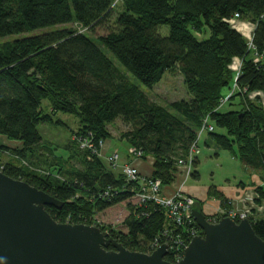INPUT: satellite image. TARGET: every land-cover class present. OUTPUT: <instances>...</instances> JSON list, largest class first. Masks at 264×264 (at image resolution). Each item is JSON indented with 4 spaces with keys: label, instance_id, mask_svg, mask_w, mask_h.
Returning <instances> with one entry per match:
<instances>
[{
    "label": "trees",
    "instance_id": "1",
    "mask_svg": "<svg viewBox=\"0 0 264 264\" xmlns=\"http://www.w3.org/2000/svg\"><path fill=\"white\" fill-rule=\"evenodd\" d=\"M115 15L108 33L93 36ZM238 20L254 23L252 47L230 24ZM165 26L167 34L161 33ZM35 29L43 31L9 38ZM235 57L242 62L237 78L230 69ZM173 69L183 76L190 99L163 105L129 78L153 88ZM233 83L238 90L226 106L224 90ZM255 91L264 92V0H0V139L16 143L0 140V158L7 151L14 156L0 160V171L61 201V208L46 207L56 221L97 225L129 251L153 252V243L167 237L189 240L190 225L169 224L168 209L155 199H131L149 194L150 178L172 186L183 175L181 162L190 165L194 148L215 145L246 169L264 172V105L248 97ZM60 112L79 118L65 147L68 158L43 144L39 132L41 123L64 124L55 119ZM116 119L127 127L119 139L129 144L132 157L151 164L149 175L139 170L137 178L126 176L128 165L111 162L107 153L104 162L100 142L113 138L109 126ZM42 144L49 155L38 150ZM199 154L192 157V179L200 175ZM22 160L30 167L20 165ZM253 185V203L260 207L264 184ZM208 194L220 201L221 211L233 203L217 185ZM125 201L127 232L95 221L98 212ZM254 208L248 220L264 241V215L258 217ZM207 216L218 220L224 214ZM192 227L199 229L197 222Z\"/></svg>",
    "mask_w": 264,
    "mask_h": 264
},
{
    "label": "water",
    "instance_id": "2",
    "mask_svg": "<svg viewBox=\"0 0 264 264\" xmlns=\"http://www.w3.org/2000/svg\"><path fill=\"white\" fill-rule=\"evenodd\" d=\"M47 206L63 203L0 171V264H264V241L250 221L228 216L212 223L200 200L191 212L203 235L176 263L165 259L166 244L151 254L129 251L99 226L56 221Z\"/></svg>",
    "mask_w": 264,
    "mask_h": 264
},
{
    "label": "rangeland",
    "instance_id": "3",
    "mask_svg": "<svg viewBox=\"0 0 264 264\" xmlns=\"http://www.w3.org/2000/svg\"><path fill=\"white\" fill-rule=\"evenodd\" d=\"M115 21H116V15L114 17H111V19L108 23H105L103 26L96 28L95 31L93 32V36L100 37V35H105L106 33H108V31L111 30L112 26L114 25ZM230 24L236 30H238L239 32H242V34L245 31L246 34H243V35L249 40V43L251 42L250 36L254 30L253 29L254 23H250V22L245 21V20H241V21L238 20V21H231ZM246 27L251 30L250 33L248 30H246ZM42 31H43V29H35V31L24 32L23 34H14L13 36H10L9 38L13 39V38H22L24 36H32V35H35V34L42 32ZM167 32H168V27L165 26L163 28V30L161 31V33L167 34ZM96 42H97V44L99 43L98 41H96ZM251 45H252V42L249 44V47H252ZM101 47L103 48L105 53L109 57H111V59H114V61L118 65L119 63H118L116 57H114V55L111 54V52L106 47H104L103 45H101ZM241 68H242V62L240 61V59L237 57L233 58L232 64L230 65V69L235 72V78H237V75L239 76ZM163 77L164 78L159 83H157V85H155L153 88H148L138 78L129 74V78L131 79V81L134 83H137L141 89H143L145 92H147L148 97L150 99H153L155 101H159L163 105L168 104L169 102H172V101H179L180 99H186V100L190 99L187 87H185V85H184L183 76L181 75L179 70H177V69L168 70ZM236 89H237V86H236V84L233 83L232 88L224 90L226 92V95L224 97L223 103L226 100L225 101L226 106H229L227 99L229 97H231V95H233V93L235 92ZM248 97L251 100H254L255 98H259L262 105H264V92L263 91L249 92ZM234 100L235 99H233V102H234ZM46 103H47V101H43L42 102L43 106H47ZM232 106H233V108L237 107L238 103L235 105H232ZM55 119L56 120L61 119L64 122V124H61V123L60 124L59 123H50V124L41 123V124H39V132H40L41 136H43V139L45 140V142L43 141V144H45V143H46V145L51 144L53 147L54 153H56L57 155H59L61 157L68 158L69 152H68V150L65 149V147L67 144L70 143L71 139L74 138L73 137L74 135H72V130H76L80 126L79 118L74 114H65V113L60 112L57 116H55ZM126 128L127 127L124 124V122H122L119 119H116L115 123H113L109 126V131L112 133L113 138L105 141V144H104L105 146L103 148L102 154L100 152V155L104 157L105 163L108 164V160L105 158V154L107 153L108 155H112V156L115 154L119 155V157H117L116 162H114L116 164L117 163L119 165L125 164L128 166L132 165V161H127L126 163H123V159H125V157H126V159H127V156L130 158L129 144H126L125 142H123L119 139L121 132L126 130ZM203 138H206V136L203 135L202 140H203ZM0 140L4 144L5 143L6 144L7 143L13 144L12 142H8L4 138H2ZM108 141L112 145L111 148H109V145L106 144ZM15 144H13V145H15ZM43 144L40 145L38 150H41V153L44 152L47 156V155H49V152L46 149V147H44ZM86 147H88V146H86ZM206 148L207 149L210 148L209 151H211L213 154H215L218 157L214 158L212 161H208V162L203 163V165L201 167L202 168L201 173L203 175L202 182L204 181V178L210 177L209 172H212L215 170V180L214 181L219 182V183L225 182L226 178H229V177H231L232 179H241L244 182H248V180L251 179V177H252V181L256 184L255 186H259L260 184H264V172L254 171V170H251L249 168L246 169V167H244V165L242 164V162L238 158L233 157V155L230 153V151L217 150L215 145L214 146L212 145L210 147L206 146ZM212 150H214V151H212ZM10 157H14V156L7 151L6 154H4V153L1 154L0 160L4 163L8 160H11ZM22 164L24 166L30 167L25 160L21 161L20 165H22ZM72 165L79 167L80 164H79V161L77 159H73ZM30 170L37 171V169H30ZM183 178H184L183 181L186 179L187 180L190 179L188 174L183 175ZM253 182L251 183L252 185L254 184ZM148 189H149V187H148ZM208 189H210V187ZM177 191L180 192L181 194H184L183 190L181 188L178 189ZM255 193L256 192H255L254 185H253L252 189L242 190L240 192V194H238V196H237V198H238L237 202H239L238 204L236 202L235 203L233 202V203H230L231 204L230 208H228V209L222 208L224 210V212L226 213L223 217L228 216L230 214L229 211L231 209H232V211H236L238 213V212L245 211L244 209L246 207H249V206L251 207V210H253L252 207L253 208L255 207L254 209L257 210V213H258L257 216L258 217L263 216L264 215V202H263V204L260 205V207H258V205H255L253 203V197H256ZM161 194L163 196H167L163 193V189L161 190ZM185 195H186V193H185ZM207 195H208L207 196L208 201L214 199V198H211L209 196L208 192H207ZM186 196L190 197L192 203H194L195 200H200L201 204L203 203V201L201 199H197L195 196L194 197L191 195H186ZM167 197L170 198L171 196H167ZM143 199H144V195L140 194L136 197H132L131 201L133 203H139V201H141ZM251 210L249 211V214L251 213ZM218 212L222 213L221 207H220V210L217 211V213ZM129 214H130V210L127 208V202L125 201V202L118 203V205L111 206L110 208L106 209L105 211L98 212L95 215V221L102 224L105 227V229L111 227L112 229H115L117 231L127 232V227L125 225V221H126V218L129 216ZM210 216H214V214H212ZM220 216H221V214H220ZM220 219L217 220L216 218H214V220H210V221H212V223H213L214 221L218 222ZM95 226H97V225H95ZM197 235H203V230L201 229V227H199L195 236H197ZM192 237L193 236L191 235L189 237V239L191 240ZM192 240H193V238H192ZM174 243L171 242L170 247H169V252L167 255L172 256V258L175 260H173L171 262L176 263L177 262L176 260L181 256V254H177L178 250L175 249ZM153 249L154 248H152V250ZM151 253H153V252H148V254H151ZM167 255L165 256V259H166Z\"/></svg>",
    "mask_w": 264,
    "mask_h": 264
},
{
    "label": "built area",
    "instance_id": "4",
    "mask_svg": "<svg viewBox=\"0 0 264 264\" xmlns=\"http://www.w3.org/2000/svg\"><path fill=\"white\" fill-rule=\"evenodd\" d=\"M251 37V36H250ZM210 129H212L210 127ZM213 130V129H212ZM104 143V142H103ZM102 142H100L101 145V154L104 148V144ZM82 145L87 146L85 143H83ZM192 155L190 156V158L188 159L190 161V165L188 166H184L183 161L181 162V171L182 174H188V176H190L189 172L191 171V162H192V157L193 155L197 156L200 151L196 148H194V150L192 151ZM106 156V155H105ZM117 157H119V155L115 154V155H109L108 160H110L111 162H116ZM127 169V170H126ZM124 174L126 176H129L131 178H137V174H139V169L137 168V166L135 165H130L128 167H125L124 169ZM146 178V177H145ZM146 186H147V191L149 192V194H142L144 195V199L148 198V199H155L156 202L158 204H160L161 206L163 205L164 207H166L168 209L167 212V216L170 220L169 224H175L176 226H184L186 223H188L190 225V228L187 229V231H189L190 236L192 235L194 237H196V233L198 231V229H193L192 225L193 223L196 222L195 218L192 216V202L190 197L186 196L185 194H181L180 192H176L174 193L170 198L167 196H163L161 194V190L163 189V187L161 186V181L160 180H155V179H148V181L146 182ZM149 187V189H148ZM255 197H253L254 199ZM191 202V203H190ZM253 208V207H252ZM245 211L242 212H236V211H232V209L229 211V217L233 218L234 220L238 219V222L240 220H244V219H249V211L251 210V207H246L244 209ZM248 210V211H247ZM222 213L225 215L226 213L224 212V210H222ZM226 216V217H228ZM212 222V221H211ZM213 223H217L216 221H214ZM166 233L168 234V229L166 228V231L164 232V235L166 236ZM169 235V234H168ZM170 236V235H169ZM189 236V237H190ZM169 240H171V242H175L176 241V247L178 250L177 254H181V256L176 260L177 262H179L185 254V249L186 247L189 245V243L192 241L189 239L188 241H182L181 239H179V236H176L175 238L178 240H173L170 237ZM164 241V243H160L159 240H156L153 243V248L154 250L163 246L164 244L167 245V251L169 252V247L171 242L170 241ZM185 242V243H184ZM175 260V259H174Z\"/></svg>",
    "mask_w": 264,
    "mask_h": 264
},
{
    "label": "crops",
    "instance_id": "5",
    "mask_svg": "<svg viewBox=\"0 0 264 264\" xmlns=\"http://www.w3.org/2000/svg\"><path fill=\"white\" fill-rule=\"evenodd\" d=\"M246 30L249 31V33L251 32V30L249 28L246 27ZM242 33V32H241ZM243 34H246L245 31L243 32ZM107 145H109V148L112 147V145L110 144V142L108 141L106 143ZM108 148V149H109ZM210 149V148H209ZM209 149H207L206 147H203L200 151L201 153L199 154V165H198V173L199 178L198 179H192L190 178L189 180H184L183 181V175L181 177H179L175 183L172 184V186L169 187H164L163 188V193L167 196H172V194H174L178 189H182L183 193L186 195H191V196H195L197 199H201L203 201V203L201 204L203 206V211L205 214L207 215H212V214H216L218 210H220V201L216 198L208 201L207 199V192H208V188L212 185H217L218 189L225 194L226 198H229L232 202H236L237 204L239 202H237L238 198V194H240V192L242 190H248V189H252L253 185L251 184L252 181V177L251 179L248 180V182H244L241 179H232L231 177L226 178L225 182L219 183L214 181L215 180V170L210 173V177H206L204 178V181L202 182V173H201V167L203 165V163L208 162V161H212L214 158H217L218 156H216L215 154H213L211 151H209ZM214 151V150H212ZM127 154V153H126ZM135 158L132 157L130 155V158L127 156V159L125 157V159H123V163H126L127 161H132V163L134 165L137 166V168L143 173V174H150V172L152 171V166L150 163H148L147 161H141V160H134ZM211 167V166H210ZM205 177V176H204ZM183 181V182H182ZM254 183V182H253ZM236 205V204H235Z\"/></svg>",
    "mask_w": 264,
    "mask_h": 264
},
{
    "label": "bare ground",
    "instance_id": "6",
    "mask_svg": "<svg viewBox=\"0 0 264 264\" xmlns=\"http://www.w3.org/2000/svg\"><path fill=\"white\" fill-rule=\"evenodd\" d=\"M93 134V133H92Z\"/></svg>",
    "mask_w": 264,
    "mask_h": 264
},
{
    "label": "flooded vegetation",
    "instance_id": "7",
    "mask_svg": "<svg viewBox=\"0 0 264 264\" xmlns=\"http://www.w3.org/2000/svg\"><path fill=\"white\" fill-rule=\"evenodd\" d=\"M113 248V247H112Z\"/></svg>",
    "mask_w": 264,
    "mask_h": 264
}]
</instances>
